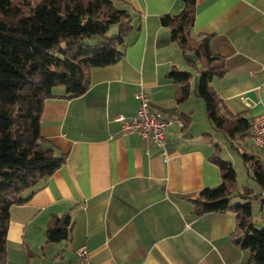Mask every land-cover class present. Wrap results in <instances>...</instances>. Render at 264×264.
Here are the masks:
<instances>
[{"label": "crops", "instance_id": "obj_1", "mask_svg": "<svg viewBox=\"0 0 264 264\" xmlns=\"http://www.w3.org/2000/svg\"><path fill=\"white\" fill-rule=\"evenodd\" d=\"M116 5L132 14L124 55L93 68L83 94L66 98L57 89L44 102L42 146L65 154V161L10 208L6 264H83L76 255L81 247L90 264H249L248 250L231 239L234 214L197 215L188 199L221 177L209 158L216 130L193 92L199 74L182 102L167 77L172 67L187 68L160 23L163 14L180 11L179 1ZM191 36H208L211 51L224 58L226 72L212 86L227 108L250 122L264 114V0H196ZM139 89L149 108L171 121L165 155L134 132L122 135L114 120L116 114L134 116ZM64 215L67 238L47 243V225Z\"/></svg>", "mask_w": 264, "mask_h": 264}, {"label": "trees", "instance_id": "obj_2", "mask_svg": "<svg viewBox=\"0 0 264 264\" xmlns=\"http://www.w3.org/2000/svg\"><path fill=\"white\" fill-rule=\"evenodd\" d=\"M178 13L160 16L169 39L184 54L187 70L172 67L167 77L178 85L176 101L186 100L194 73L193 92L204 102L213 129L224 134L262 192H236V172L216 150L209 157L220 171V183L188 197L194 213L231 211L232 241L249 252V264H264V227L252 221L251 200L264 202V157L242 144L252 132L250 119L234 113L212 86L226 72L224 58L211 51L208 36L192 37L196 0H178ZM132 14L116 0H0V264H6V234L10 208L24 203L29 193L65 161V154L42 146L40 114L57 87L66 98L83 94L90 71L117 63L124 55ZM114 35L108 36L111 26ZM99 37L93 44L89 39ZM188 54L193 58L189 57ZM193 72V73H192ZM184 120V126L187 124ZM241 149V151L239 150ZM244 201L232 203L233 197ZM69 216L55 218L46 228V242L68 236Z\"/></svg>", "mask_w": 264, "mask_h": 264}, {"label": "built area", "instance_id": "obj_3", "mask_svg": "<svg viewBox=\"0 0 264 264\" xmlns=\"http://www.w3.org/2000/svg\"><path fill=\"white\" fill-rule=\"evenodd\" d=\"M135 97L139 102V106L134 116L129 118L121 114L114 116V120L120 125V133L124 135L134 132L141 139L157 144L163 150L162 155H165L166 134L171 121L149 108L147 95L142 89L136 92ZM177 123L182 126L180 120ZM250 128L253 143L261 155L264 156V114L252 117ZM76 255L82 260L83 264H90L86 258L84 247L77 249Z\"/></svg>", "mask_w": 264, "mask_h": 264}, {"label": "rangeland", "instance_id": "obj_4", "mask_svg": "<svg viewBox=\"0 0 264 264\" xmlns=\"http://www.w3.org/2000/svg\"><path fill=\"white\" fill-rule=\"evenodd\" d=\"M116 31V26L112 25L110 31H108L107 35L111 36L114 35ZM100 41L99 37L93 36L89 39L90 43H97ZM181 71L187 70L185 65L181 66ZM193 73V72H192ZM199 76L197 77V79ZM217 79L213 80V85H215ZM194 81V80H192ZM57 89H62L61 87H57ZM55 90V91H56ZM212 138L215 142H218V155L226 161L231 162L233 169L236 172V182H235V189L236 192H241L245 189L251 190V192L255 195L262 192L261 187L256 183V181L252 178L251 172H248L241 155L236 149H233L228 141L225 139L224 135L221 132H212ZM253 146V142L248 138L245 143L242 144V148L245 150L250 151ZM241 151V149H239ZM244 199L240 198L239 196H235L232 198V203H241ZM251 208H252V221L258 227H264V204L261 203L259 200H251Z\"/></svg>", "mask_w": 264, "mask_h": 264}]
</instances>
